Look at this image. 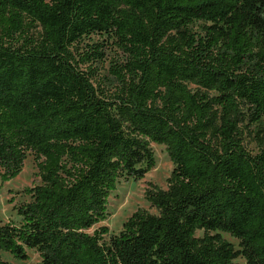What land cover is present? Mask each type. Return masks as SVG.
I'll use <instances>...</instances> for the list:
<instances>
[{"label":"trees","instance_id":"obj_1","mask_svg":"<svg viewBox=\"0 0 264 264\" xmlns=\"http://www.w3.org/2000/svg\"><path fill=\"white\" fill-rule=\"evenodd\" d=\"M151 142L173 162L156 212L105 239ZM30 155L41 183L0 221V264H264V0H0L3 176Z\"/></svg>","mask_w":264,"mask_h":264},{"label":"rangeland","instance_id":"obj_2","mask_svg":"<svg viewBox=\"0 0 264 264\" xmlns=\"http://www.w3.org/2000/svg\"><path fill=\"white\" fill-rule=\"evenodd\" d=\"M99 38L98 35L93 36L95 41ZM103 38H106V36H103ZM118 56L119 52L114 47L108 49L107 59L102 66V72L106 73L110 61L118 58ZM246 142L249 149L255 150V144L251 143L250 137L247 138ZM151 148L155 156L154 167L142 178L120 179L115 191L111 193L108 199L107 217L95 227H108L109 233L105 236V239H109L111 234L119 233L123 223L137 209L145 208L152 213L156 212L145 199V191L152 184L164 189L167 188V179L173 170V162L169 158L164 145L151 142ZM40 183L38 169L32 155L26 159L22 170L11 178H5L0 168V221L3 223L9 221L19 223L20 217L15 207L30 200V196L24 192L25 189ZM202 234V231L197 232L198 236ZM222 235L238 248L237 239L226 233H222ZM2 256L13 264H41L39 254L35 250L28 251L27 259H17L10 253H2ZM238 261L243 262L244 259L238 258Z\"/></svg>","mask_w":264,"mask_h":264}]
</instances>
